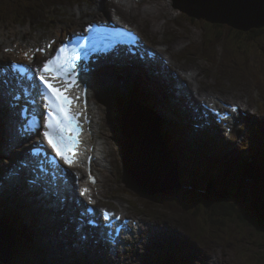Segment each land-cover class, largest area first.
<instances>
[{
	"label": "rangeland",
	"instance_id": "rangeland-1",
	"mask_svg": "<svg viewBox=\"0 0 264 264\" xmlns=\"http://www.w3.org/2000/svg\"><path fill=\"white\" fill-rule=\"evenodd\" d=\"M98 1L103 2L102 10L100 11L112 12L114 10V6L116 5V3L112 0H0V8L4 12L19 10L21 14L31 16L32 14L41 12L46 7L51 6L48 9L49 13H44L36 17H30L27 23L24 24L28 30L19 34L18 38L20 36H25L30 39L34 37L38 31L50 29L52 26L57 27L63 22H74L76 13L78 14V11H76L78 8L86 6L91 9L90 4L97 3ZM146 1L158 4L161 0ZM213 1L218 2L217 5H219V8L214 6ZM213 1L211 0L209 2V4L212 5L201 8L203 11L210 10V13L206 14L194 9L193 16L187 14L188 12L185 14L182 13L180 9L178 10L175 6V0H165L164 10L166 9L165 14L167 17L164 15L161 22L165 19L166 22L164 24L166 29L162 32L158 31L160 32L159 37L164 36L166 38L170 36V43L188 46L183 54L184 57L186 55L187 58L194 61L197 59L202 67L203 64L210 65L212 67L210 70L218 77V80L214 79L210 86L219 85L223 86L225 89L228 87H236L243 93L248 94L250 102L251 95L254 93V106L250 112L263 114L260 115V117H264V25L262 21L259 23L257 19L256 26L259 27L249 28L248 26L240 23L239 27L235 28V26H231L232 23L230 19H227L229 16L223 10L225 4H223L220 0ZM180 2H182V0H180ZM260 2L261 3L258 4L257 0H254V6L257 9H263L264 7V5L262 6V0ZM186 8L187 7H185L184 10ZM261 12L263 13L264 10H261ZM10 14L13 15V12ZM190 17H195L198 20L193 21ZM248 17L250 16L248 15ZM20 18L24 17L20 16ZM82 18H85V16H82ZM16 19L17 18H14V20ZM135 19L142 26L145 33L155 32L150 30L152 28L151 21L145 22L141 11L135 15ZM226 19V23L221 22ZM210 20L225 26V29L221 35L216 33V36L218 35V37L214 39V41L209 38V43L206 41L205 36L207 34L209 37H213L212 32L209 30ZM249 20L252 21V17ZM233 23L235 24L234 21ZM229 28H232L233 30L231 31ZM236 30H240L241 33ZM227 32L229 33L228 35L226 34ZM179 33L186 34L187 38L177 36ZM232 37L237 42L239 39L245 37L248 39V43H245V40H241L242 43H234L232 45V42H234ZM190 55L192 56L189 57ZM217 73L226 77L227 81H225L224 78L219 76ZM161 77L163 80L159 81L164 87V81L167 76L162 75ZM130 79L134 80V78ZM245 80L252 84L253 92L250 85ZM167 86L172 85L167 84ZM137 91L140 93L134 95L135 98L138 100L142 98V103L154 111H158L159 113L164 112L154 104L153 100L154 97L160 95L161 93H156L154 89L147 86L145 88L142 87V90ZM193 95V101L197 105L204 101V98H200L197 93H194ZM99 104L102 106L105 113L104 133L108 141V163L105 170L106 173L99 181V187L92 189L96 193V200L99 206H110L116 211H121L127 208L133 201L134 214H142L148 218L150 215H157L159 218L166 217L171 219L174 223L179 225L178 229H175L174 226H172L173 229L162 230L160 237L158 235L156 237V247L160 251H165L166 248H175L179 253L177 260H182L186 264H264L260 237L253 230L242 226L241 224L243 223V220L240 217L235 221H230L231 223L227 222V218H223L224 221H221L220 217H225L226 212H223V209H219L218 206H220L219 203L221 201L223 202L225 200L218 198L214 202L212 208H209L208 204V201L213 200L217 196L216 193L219 192L221 188H231L235 193L238 191V186L242 184L245 186H243V188L249 191L251 190L250 187H252L256 182H259L258 178L249 182L246 178H242V175L240 176V171L239 175L236 174L230 178V181H233L232 183L226 184V182H224L222 186L219 184L215 185V182L206 183L207 180H205L206 182L203 183V188L208 187L205 190L210 194V198L207 201L203 196L201 202L206 204V206L199 203V206L194 208L192 204H194L197 197L196 191H194L195 198H189L187 194H192V191L179 187L177 182L173 180L165 183V180L168 179V177H162V175H158L155 171H153V168L155 167L154 163L157 165L156 169L165 165L157 161V149L149 150L152 156L141 155L143 153H139V161L133 165V171L131 170L129 164L133 157V153L143 150L145 148L144 144L146 141H149V138L144 136L143 143L141 141L138 145L141 146L132 150L131 153H129L128 149L126 151L123 150L121 135L115 132L114 129L118 126V124L124 122L125 116L123 113H119L118 115L117 110H115V107L112 105L110 100H107V103H104L105 105L101 102H99ZM148 112L149 109L147 110V113ZM131 116L133 117L134 114L128 112L125 123H127ZM160 126L163 127L162 125ZM194 130L196 131V134L205 132L200 129ZM241 131L244 133L247 131V128L244 127ZM249 136L250 134L241 136V138L238 139L239 145H236L235 149L239 151L240 144H244L245 148L249 149L252 146V141ZM4 142L6 143V141H3L2 143L3 159L0 157V160L2 159V161L6 160L4 158L5 153L3 151L5 146ZM176 142L178 143L177 139ZM236 150H234L233 153L228 151L224 154L232 157L240 156L241 154H237ZM263 151L259 154L263 153ZM242 157L247 159L249 162L258 163L256 160L251 161V159H249L250 156L247 153ZM123 158L129 165V173L131 172L129 174L131 179L129 180L126 176L127 173L124 167ZM261 161V164H264V157L261 158ZM214 162H216L215 158H213L210 164H213ZM147 172H155L156 175L154 176V179L145 180L140 178L142 173L146 174ZM225 172L226 170L224 173ZM1 175L2 174H0V177ZM156 176H161L162 179L155 178ZM135 180H138L139 182L136 184ZM173 187H179L181 189L171 191ZM253 189H255L254 192H256V188L253 187ZM178 191L183 192L188 197L189 201H187L185 196H181ZM198 192L203 193L199 190ZM232 198H234V201L236 202L238 200V194H234V197ZM21 205L23 206L22 202ZM227 206L233 207L231 205ZM241 217L247 218V215L243 212ZM208 231L211 238H208L205 233ZM79 236L81 237V235ZM146 241L147 240L145 238L141 241L135 242L133 246L132 242L124 253L123 250L117 252V258L114 254L111 258L109 256L105 257L104 255L102 258L111 264H144V259L145 264H156V258L153 259V257H148L150 255L144 245ZM52 251L58 252L60 255L59 262L56 261V256L53 264H62L63 255L61 251L59 252V246L54 244ZM4 252L5 251L2 252V255ZM87 252L90 254L92 253L91 249ZM85 253L86 252L81 254L67 253V255L68 259L71 260L74 255L81 256ZM207 254L209 255V258L206 260L205 255ZM34 261L36 262V259Z\"/></svg>",
	"mask_w": 264,
	"mask_h": 264
},
{
	"label": "bare ground",
	"instance_id": "bare-ground-1",
	"mask_svg": "<svg viewBox=\"0 0 264 264\" xmlns=\"http://www.w3.org/2000/svg\"><path fill=\"white\" fill-rule=\"evenodd\" d=\"M220 1L224 3L223 0H220ZM244 1L246 0H226L225 2L226 4L233 6L234 3L235 4L243 3L245 5ZM260 1L261 0H257L258 4L261 3ZM121 2L123 6L122 13H125V15H127L132 21H134L140 27V30L144 33L146 39L149 37V39L152 41H155V43H157V40H160V41L165 40L164 36L161 35L162 37H159L160 32L158 31L162 32L166 29V26L164 24L166 22L165 19L161 22V19L164 18V15L165 17H167L165 14L166 11L163 13H154L152 11H145L144 7L136 6L135 5L136 1L122 0ZM262 2H263L262 3V6H263L264 0H262ZM90 5L92 6V4ZM90 5H87V6H90ZM206 6H208L206 3V0H182V2H180V0H177L178 10L180 9L182 13H185V14L186 12H188L187 14L193 15L194 9H197L198 11L202 13H208L210 10L203 11L201 9ZM85 7L86 6L78 8L80 15L81 14L85 15L84 11H87L88 16H90L91 18L95 17V15L92 14L91 11L84 9ZM185 7L187 8L184 10ZM247 7L251 10H254L255 13L260 9V8L259 9L255 8L254 0H252L251 7L250 6H247ZM100 10H102V5L97 10L94 9L93 11H97L96 13L99 16ZM226 10L228 14H231L232 16H234L237 22H242V18L243 16H245L244 14L240 16L239 13L234 12L233 8H227ZM139 11H141V14L143 15V19L145 20V22L151 21L152 28L150 30L155 31V32H148V33L144 32V29L142 28V26L135 19V15ZM12 12H13V16H15L16 18L21 16V12L19 10H14ZM12 12H7V13L10 14ZM4 15L5 13H3L0 10V34L4 35L2 38H0V48L6 42H8V44L13 42V45H10L6 48L9 49V51H12L13 54H16L17 51L20 50L23 46L16 41L17 38L12 37V38H9V40L7 41V38L5 36L7 34L9 36H12V33H15V35L18 37L19 35L18 32L20 31V29L19 28L13 29L12 26H7L9 21H7L6 19L7 15H5V17ZM246 17H248V15ZM91 18L88 20H83L79 18V20L82 21L83 23H87L89 20H91ZM99 18L102 21H105V19H103L102 17L99 16ZM248 18L250 19L251 17H248ZM248 18H243V19L249 25H252L253 23ZM252 18L255 19L253 14H252ZM106 19L108 20L109 17H107ZM13 20H14L13 18L10 19V21H13ZM210 23H213V22L210 20ZM213 24H216V23H213ZM235 26L239 27V24L236 23ZM61 32H63V28H58L56 30V35L54 36L60 42L65 40V36L60 34ZM177 36H180L182 38H187V35L183 33H179ZM187 48L188 46L186 45L183 46L181 44H172L169 41H167V44L159 52L160 54L164 56L169 55L170 49H171V52L172 51L175 52V59L173 61L179 70V75L177 78V86H179L178 81L180 79L181 80L188 79L189 89L186 91L183 89L182 90L180 89L179 98L174 96L176 93L175 86L173 84L175 83V79L174 81H170L167 78L169 76L168 74H165L167 76L165 78V81L172 85V86H166L167 89L171 93H169L166 89H164L163 84H161V82L158 80V79L163 80V78L161 77L162 74L159 76L154 75L155 78H151L147 73H145L141 69L140 70L137 69V67L135 66L118 67V65L122 63L133 65L131 64V62L135 60V58L133 57L130 59L122 58L111 64V67H109L110 69H108V72L112 71L113 74L116 75V71H119L120 69H123L124 71H121L118 77L110 79L109 84H113L115 81L117 82L120 80H125L129 84H131V87L139 86V87L145 88L147 86L149 88L154 89L156 93H161L160 95H157L156 97H154L153 100H154V104L158 108L163 110L164 112L159 113L158 111L152 110V112L149 111L147 113L148 117H150L151 115L153 118L151 119V122L156 121L158 131L150 127L151 123L146 116H143V115L138 116L139 117L138 120L141 121L139 122V126H137L138 128L141 129L139 130V133L142 134V136H146L147 134L156 135L157 137L160 138V142H161V147L156 148V146L153 145L149 147V149L145 150L144 153L148 154L150 149L158 150L157 152L158 155L156 159L159 163L165 164V165H162V167L156 169L157 165L156 163H154L155 167L153 168V171H155L158 175H162V177L164 176L168 177V179L165 180L166 181L165 183H168L172 180L176 181V178H177V182L181 187L189 188V189L197 188L199 191L206 193L208 191L204 189H207L208 187L203 188L204 187L203 183L206 182L205 181L206 176L213 179L214 181L220 180V175L221 174L224 175L231 168L230 166L233 165L232 156H229L224 153L228 151L230 153H233V151L235 150V147L233 143L226 142L225 144L221 140H216L213 142H202V143L196 141V133L193 130L195 127H197L196 125L203 122V120H199L198 118L196 120H193L192 118L193 116L194 118L198 116V114L195 111L198 106H194V104L191 103L190 99L194 96L193 91H195L198 88V84H199L198 80L202 81V79L200 78L198 74L194 60H191L186 57V60L184 63L183 54L185 53ZM4 50L3 52L0 53V63L8 62L10 60V59H6V56L9 55L8 53L9 51L5 52ZM18 53L20 54L22 52L19 51ZM191 56L192 55H190L189 57ZM138 62L143 65V68H150L152 64V63H142L140 61ZM130 78H134V80ZM23 79H24V85H26L27 82H26L25 77H23ZM133 82H136V83H133ZM81 84L83 87L87 85L85 80H81ZM92 85H95V84L92 82ZM173 97L174 99L172 101H169V99ZM2 99L3 97H2V94L0 93V139H1V133H2L3 128L6 131L10 130V128L6 127V124L9 123L10 119H9V116H7V110L1 105ZM142 101H143L142 98L139 99L138 104H141ZM90 103L93 104L92 101ZM176 103L180 104L181 107H183V117H182L183 120L179 117V115L174 110ZM99 105L100 104H96L92 108L93 110H96V109L98 110L97 117L100 120H102L100 124L98 122L99 124L98 125V136L101 135V129L105 123V118L103 120V113L101 112L102 110ZM221 105H222L221 98L217 97V107H220ZM249 107H250L249 102L241 104L239 107L238 114H241L242 111H247ZM92 109L90 110L91 114L93 113ZM199 111H201V108H199ZM117 113L119 115L120 112L117 111ZM254 114L256 116H260L257 113H254ZM188 116H190V120L192 122V124H190V127L188 124L184 123L186 122ZM18 121L19 120L15 117L14 123ZM160 125H162L164 128L161 127ZM180 131L184 133L186 144L188 146H193L186 152H183L180 150L177 151L176 145L174 143L175 136ZM128 133L130 136V140H133L135 138L134 133L132 131H129ZM16 135H17L16 132L15 134L11 135L10 142L9 143L6 142L4 146V148L10 155H12L16 144L20 143ZM92 147L94 148V150ZM219 147H224L225 149L223 151H220ZM240 148L243 149L244 146L241 145ZM88 149L90 153H93V156L95 158L94 163L97 166L104 167L107 162L104 159V149L99 145L98 139H96L95 143L90 145ZM126 149H128L129 153H131V150H132L131 146L126 147ZM139 153L140 152L133 153V157L130 163V167L132 171H133V165L138 163L139 161V157H140ZM220 156H222L223 158ZM262 157H264V151L263 153L258 154L256 156V158H258L256 159V161L261 159ZM213 158L216 159V162H214L213 164H210ZM246 166H254V167L257 166L259 168L260 167L264 168L263 167L264 164L254 163V162H247ZM225 170L226 172L224 173ZM127 172H129V168L128 170L126 169V173ZM155 172H147L146 174L142 173V176L140 178L145 179V180H152L154 179V176L156 175ZM130 173L126 175L128 177V180H129V177H131L129 175ZM90 174L95 177L94 170H91ZM162 177L156 176L155 178L162 179ZM27 178L28 176L23 171H19V177L17 179H15L13 182L5 181L3 187H0V190L3 191L5 190V188H9L10 186L14 184H18L16 187L11 189L13 190L12 195L16 199L9 200L5 203H0V264H31V260L34 257L38 258L39 262L33 263V264H53L55 262L54 260L56 256H57L56 261L59 262V258H60L59 253L52 251L54 244L59 246V252L62 250L63 247L67 248V246H69L67 250H71L73 252H78L79 248L81 249L82 247H85V251L88 248L94 249V255H95L94 257H97L96 263L98 264L99 260L103 261L102 256L104 255V250L101 251L100 246L94 244L93 240L89 242L87 241L84 242L82 238L78 239L79 235L76 234L73 230L72 224H75V222H72L71 218L76 217L77 215L75 213L77 209L76 205L75 204L70 205L68 203H65V205L63 206V204L60 203L58 200L54 199L53 197L46 198L45 195H43V198L38 199L37 196L38 194L42 193L41 191L42 189L35 188V186H34V189H31L32 186H29L27 184V181H26ZM3 180L4 179L1 177V181ZM137 182L139 181L135 180L136 184ZM206 183H209V182H206ZM61 188H58V189H61ZM14 189H17L20 195L30 196L34 200H30L26 203L23 197L21 196L18 197V192ZM198 190H195L197 192V195L199 197L200 196L203 197L204 194L201 192H198ZM21 202L23 203V206L21 205ZM34 207L41 208L39 209L40 215L37 214L33 210ZM41 220H43V223L45 225L47 224L48 228L42 226ZM63 227H65L66 229H62ZM174 228L178 229V226L175 225ZM154 237L155 235L153 236V238ZM72 242L74 244H77L79 248L74 247L72 245ZM134 242H137V241H134ZM107 246H108V243H106L105 248ZM3 251L5 252L2 255ZM64 264H71V263L64 261ZM169 264H186V263L183 261H180V262H172Z\"/></svg>",
	"mask_w": 264,
	"mask_h": 264
},
{
	"label": "snow or ice",
	"instance_id": "snow-or-ice-1",
	"mask_svg": "<svg viewBox=\"0 0 264 264\" xmlns=\"http://www.w3.org/2000/svg\"><path fill=\"white\" fill-rule=\"evenodd\" d=\"M91 39L89 37V40ZM4 51L7 52L9 49L6 48ZM36 51L43 52L44 49H36ZM66 52V46H61L58 50H55L52 57L46 60L42 68L37 69V72L54 73L62 81L54 85L45 75H39L40 83L48 93L43 97V99L48 100V114L46 123L41 125L45 129L42 132L43 140H41V143L46 140L47 145L50 146L57 157L62 158L65 163H70L73 150L79 141L74 137H70L69 133L79 132L80 128L79 124L74 122L75 117L70 114L69 106L73 103V100L68 95V89L73 86L78 87L75 61L79 59V56L76 54V49H72L70 55ZM24 55L28 56L29 53L25 52ZM76 99L78 100L79 97H76ZM85 192H87V189L81 190L80 195L84 196ZM88 203L92 204L94 201L89 197Z\"/></svg>",
	"mask_w": 264,
	"mask_h": 264
},
{
	"label": "trees",
	"instance_id": "trees-1",
	"mask_svg": "<svg viewBox=\"0 0 264 264\" xmlns=\"http://www.w3.org/2000/svg\"><path fill=\"white\" fill-rule=\"evenodd\" d=\"M183 16V15H182ZM193 21L194 20H198L197 18L195 17H190ZM194 25V24H193ZM225 29V26L221 25V24H212L210 23V31L212 32V36L213 37H209L207 34H206V38H210L214 41V39H216L218 37V35L216 36V33H219V35H221V33L223 32V30ZM231 31L233 30L232 28H229ZM221 30V31H220ZM238 31V30H236ZM241 33V31H238ZM227 35L229 34L228 32L226 33ZM256 35V34H255ZM235 36V35H234ZM233 39V37H232ZM241 40H245L244 42L245 43H248V39L247 38H241L237 41H235L233 39L234 42H232V45L234 43H242ZM210 43V42H209ZM248 50V49H247ZM233 158V164H236L238 162V159L240 158V156H236V157H232ZM243 160H247L245 159L244 157H241ZM256 158V157H255ZM258 159V158H256ZM258 163H261V159L257 160ZM247 162H249L247 160ZM228 164V163H227ZM231 167V166H230ZM241 171V174L240 175H245L246 177H253V178H259V182H258V189H260L258 191V194L259 195H252L254 196V199L256 201V198H257V205H260L261 208L264 206V190H263V187H264V168H259L257 166H241V167H237V168H232L230 169L229 171V174H231V176H234V175H239V172ZM203 177V176H202ZM206 180L207 182H210V183H216L215 185H217L220 180L218 181H214L213 179L209 178L208 176H206ZM248 181H251V180H248ZM218 182V183H217ZM226 184H229L231 182H229V179H226L225 180ZM214 185V186H215ZM260 186L262 188H260ZM195 188V187H194ZM196 190H198L197 188H195ZM203 190V189H202ZM205 190V189H204ZM238 191L237 192H233L234 190L231 189V188H221V190H219V192H217V196L213 199V200H210L208 201V204H209V208H212V206L214 205V202L220 198L221 200H225V201H221L219 203L220 206H218L219 209H223V212H226V215L225 217L222 216V218L220 217L221 221L223 222V218H227V222L228 223H231L230 221H235L237 218H241L243 220V223H234V224H241L242 226H245L246 228L248 229H251L253 230L259 237H260V241H261V249L263 251V260H264V218L260 217V216H257L255 214V212L252 210V204L249 200V197L248 195H251L250 194V191L248 192L247 190L245 189H237ZM234 194H238V200L235 202L234 201ZM246 195V196H245ZM201 200H202V197H199L197 195L196 199H195V202L193 205L194 208H197L199 206V203H201ZM226 201H227V205H231L233 207H229L226 205ZM206 206V204H204ZM244 209V210H243ZM242 210L243 212L247 215V218H242L241 215H242ZM259 228V230H258ZM263 240V241H262Z\"/></svg>",
	"mask_w": 264,
	"mask_h": 264
},
{
	"label": "water",
	"instance_id": "water-1",
	"mask_svg": "<svg viewBox=\"0 0 264 264\" xmlns=\"http://www.w3.org/2000/svg\"><path fill=\"white\" fill-rule=\"evenodd\" d=\"M211 0H206V3H207V5L209 6V5H212V4H209V2H210ZM213 1V0H212ZM224 1V3L223 4H225V6H224V8H223V10H224V12L229 16V18H227V19H230V21H231V23H232V25L231 26H235V24L236 23H238V24H240V23H242L243 25H245V26H248L249 28H253V27H259V26H256V20L258 19V21H259V23H260V21H262V23H263V25H264V12L262 13L261 12V10H264V7H263V9L262 8H260L256 13L254 12V10H251V9H249L247 6H250L251 7V3H252V0H246V1H244L245 2V5L243 4V3H239V4H233V6H230L229 4H226V0H223ZM233 2V1H232ZM213 4H214V6L216 7V8H219V5H217L218 4V2L217 1H213ZM176 6H177V0H176ZM227 8H233V10H234V12H236V13H239L240 14V16L242 15V14H244L245 16H243V18H248V17H246L247 15H249L250 17H252V14L254 15V17H255V19H253L251 22L253 23L252 25H249L243 18H242V22H237L236 21V19L234 18V16H232L231 14H228L227 13ZM256 8V7H255ZM208 13H210V11L208 12ZM207 14V13H206ZM258 14H259V16H258ZM232 16V17H231ZM260 18H262V19H260ZM227 19L225 20V21H221V22H224V23H226L227 22ZM211 21H213V20H211ZM233 21L235 22V24L233 23ZM214 22V21H213ZM214 23H216V22H214ZM235 28H236V26H235ZM127 105V106H126ZM123 108H122V110H120V111H118V112H120V114H122L123 113V115L125 116V120H124V122L123 123H121V124H118V126H116V128L114 129L115 130V132H117L119 135H121V138H122V148H123V150H127L126 149V147H129V146H131L132 147V150H134L135 148H138V147H140V146H138L139 145V143L142 141V143H143V141H144V136H142V134H140L139 133V130H141L140 128H138L137 126H139V122H141L140 120H138V116L139 115H143V116H146L148 119H149V121H150V123H151V128H153V129H156L157 131H158V127H157V124H156V121H154V122H151V119H153L152 118V116L150 115V117H148L147 116V111H144V110H142V109H140L138 106H136L135 104H133V103H128V104H126ZM128 112H131V113H133L134 114V116L133 117H131L128 121H127V123H125V121H126V119H127V115H128ZM117 130V131H116ZM120 131V132H119ZM129 131H132L133 133H134V136H135V138L133 139V140H130V136H129ZM146 137L147 138H149V141H146L145 142V148L143 149V150H141V151H138V152H140V153H143V154H141V155H148V156H152V154L149 152L148 154H145L144 152H145V150H147V149H149V147H151V146H153V145H155L156 146V148H158V147H161V142H160V138L159 137H157L156 135H153V134H147L146 135ZM131 150V151H132ZM150 150H153V149H150ZM123 160H124V167H125V169H127L128 170V166L130 165H128L127 163H126V160L123 158ZM132 160V159H131ZM131 160H130V163H131ZM129 172H127V174H128ZM176 177V176H175ZM242 178H246L247 180H251V181H253L255 178H253V177H246L245 175H242L241 176ZM129 179H131L130 177H129ZM260 179V177L258 178V180ZM173 181H175V180H173ZM175 182H177V178H176V181ZM130 183H131V180H130ZM177 184H178V182H177ZM256 184H257V182L252 186V190H253V192H254V190L255 189H253V187H255L256 188ZM178 186L179 187H181L179 184H178ZM179 187H173L172 189H171V191H175V190H178V189H181V188H183V187H181V188H179ZM184 189H189V188H184ZM196 189H192V188H190L189 189V191H192V194H187V196L189 197V198H195L194 197V191H195ZM181 191H178V193H180ZM184 194V193H183ZM203 194H204V197H205V199L208 201L209 200V198H210V194L208 193V192H203ZM184 196L186 197V199H187V201H189V199H188V197L184 194ZM196 196H197V192H196ZM246 196V195H245ZM248 196H250L249 197V200H250V202H251V204H252V210L255 212V214L257 215V216H260V217H262V218H264V206L261 208V206L260 205H257V201H255V199H254V196H252V195H248ZM254 202H255V204H254ZM202 203V202H201ZM203 205H204V203H202Z\"/></svg>",
	"mask_w": 264,
	"mask_h": 264
}]
</instances>
